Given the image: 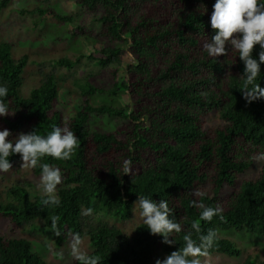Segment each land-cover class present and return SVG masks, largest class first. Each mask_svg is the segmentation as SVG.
<instances>
[{
    "label": "trees",
    "instance_id": "obj_1",
    "mask_svg": "<svg viewBox=\"0 0 264 264\" xmlns=\"http://www.w3.org/2000/svg\"><path fill=\"white\" fill-rule=\"evenodd\" d=\"M8 2L0 0V9ZM74 2L98 24L87 30L80 21L78 33L102 46L85 56L101 70L77 84L84 100L72 116L55 109L59 84L53 75L41 78L27 96L20 95L26 57L14 59L9 44L0 41V85L8 88L4 99L14 111L0 117V130L8 129L14 141L21 133L47 136L61 127L78 139L70 159L44 156L30 167L34 173H41L43 164L60 169L59 205H45V194L11 185L5 198L0 194V216L14 227H46L59 244L85 235L86 253L98 264H149L156 247L167 256L182 251L186 235L200 245L201 236L214 232L206 253L233 257L241 255L240 249L219 231L236 229L264 239V99L245 102L240 91L244 64L236 49L226 46V55L213 57L205 48L216 31L210 25L215 0ZM37 11L62 21L73 17L51 7ZM259 51L257 45L254 58ZM80 61L82 55L60 58L56 64L69 69ZM256 82L264 87V63ZM120 93L129 97L123 106L87 100L94 94ZM210 111H217L222 123L203 128ZM91 114L119 123L111 130H90ZM9 160L12 167L22 162L19 154ZM125 161L131 162L129 173H124ZM256 161L260 164L254 169ZM138 196L167 201L171 218L181 225L169 237L173 244L150 234L144 222L132 237L102 220L87 223V209L97 216L128 217ZM199 204L220 213L204 220ZM32 247L26 238L0 234V264H48ZM71 264L82 262L74 258ZM243 264L256 260L247 256Z\"/></svg>",
    "mask_w": 264,
    "mask_h": 264
},
{
    "label": "rangeland",
    "instance_id": "obj_2",
    "mask_svg": "<svg viewBox=\"0 0 264 264\" xmlns=\"http://www.w3.org/2000/svg\"><path fill=\"white\" fill-rule=\"evenodd\" d=\"M46 7L54 8L62 15L71 14L72 21L58 20L48 11L44 14L37 11L38 8ZM21 10L25 13L20 12ZM80 21L87 30L91 25L93 28L98 25L96 21L93 22L89 12L84 11L74 0H10L3 9H0V41L9 44L10 53L14 59L26 57L22 83L18 90L20 95L27 96L40 84L41 78L48 74L53 75L59 84L55 109L66 117L75 114L84 100L80 94V86L77 85H82V77L94 76L101 70L91 60L87 61L85 56L98 51L102 45L99 42L94 43L89 35L83 37L78 33L76 26L81 23ZM78 55H82V61L77 66L68 69L56 64V60L60 58H74ZM87 100L91 104L109 102L116 106H123L129 101V97L128 93H120L114 97L107 94H94ZM118 123L119 119L91 114L87 127L90 130H111ZM220 123L222 121L217 111H210L202 121L203 128H211ZM259 164L260 162L256 161L254 169ZM40 178L41 173L32 172L30 167L22 161L8 172H0L1 197H6V189L11 185H23L33 193L45 194L40 186ZM225 190L227 191V188ZM97 220L120 228L128 237H132L135 227L143 222L138 202L134 203L128 217H112L103 213L101 216L91 214L86 218L89 224H94ZM0 234L28 239L32 243L33 251L39 253L48 264H71L75 258L72 253L75 238L59 244L56 234L46 227L41 226L38 230L27 224L14 227L8 219L0 216ZM218 234L233 241L240 249L241 255L233 257L223 253H206L197 257L200 264H243L247 256L255 259L256 264H261L264 260L263 238L236 229L219 231ZM80 241V250L87 252L89 250L87 237L84 235ZM166 257L167 255L161 252L160 247H156L149 264H156L157 260L163 261Z\"/></svg>",
    "mask_w": 264,
    "mask_h": 264
},
{
    "label": "clouds",
    "instance_id": "obj_3",
    "mask_svg": "<svg viewBox=\"0 0 264 264\" xmlns=\"http://www.w3.org/2000/svg\"><path fill=\"white\" fill-rule=\"evenodd\" d=\"M210 25L216 30L211 41L205 44L210 56L226 55L230 48L239 53V58L244 64L243 87L240 89L246 103L264 99V87L257 83L261 75V64L264 63V0H215L210 16ZM259 46L258 59L253 57V50ZM226 46H230L226 47ZM8 88L0 85V117L14 114L9 111V105L5 102ZM11 132L8 129L0 130V172H8L12 169L9 157L19 154L23 163L35 168L44 156H51L58 160H68L78 147L77 136L68 128L54 127L47 136L36 134L35 131L21 133L18 139H9ZM130 161L124 162V173L131 171ZM62 181V173L59 168L47 164L41 165L40 186L46 195L45 205H59L60 200L55 195L57 186ZM201 195H203L201 193ZM140 217L150 234L160 235L162 242L173 244L172 234L181 231V225L171 218L172 210L167 201L158 202L138 196ZM202 208L201 218L211 220L214 215L220 213V209L197 205ZM91 209L85 214L90 215ZM56 222L53 221V229ZM193 227L199 231L198 225ZM59 235V233H57ZM214 232L201 236L202 243L196 245L190 235L184 237L186 246L182 251H173L163 261L157 260L156 264H200L197 258L206 254V250L213 244ZM81 241L76 236L72 244V253L82 264H98V261L80 250ZM189 257H193L189 259Z\"/></svg>",
    "mask_w": 264,
    "mask_h": 264
}]
</instances>
